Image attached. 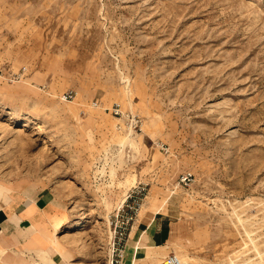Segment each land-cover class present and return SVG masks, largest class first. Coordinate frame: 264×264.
<instances>
[{
    "label": "rangeland",
    "instance_id": "1",
    "mask_svg": "<svg viewBox=\"0 0 264 264\" xmlns=\"http://www.w3.org/2000/svg\"><path fill=\"white\" fill-rule=\"evenodd\" d=\"M0 179L54 189L78 264L135 186L186 264H264V0H0Z\"/></svg>",
    "mask_w": 264,
    "mask_h": 264
},
{
    "label": "crops",
    "instance_id": "2",
    "mask_svg": "<svg viewBox=\"0 0 264 264\" xmlns=\"http://www.w3.org/2000/svg\"><path fill=\"white\" fill-rule=\"evenodd\" d=\"M151 212L139 214L122 259L111 264H155L174 251L171 216L160 211L150 216ZM68 220L53 188L33 180L0 179V264H78L75 240L58 235ZM149 247L159 252L156 258H149Z\"/></svg>",
    "mask_w": 264,
    "mask_h": 264
},
{
    "label": "built area",
    "instance_id": "3",
    "mask_svg": "<svg viewBox=\"0 0 264 264\" xmlns=\"http://www.w3.org/2000/svg\"><path fill=\"white\" fill-rule=\"evenodd\" d=\"M73 92L69 91L65 94V98L69 99L73 97ZM117 114L120 113L119 108L114 110ZM142 121L134 116L130 120V124L135 128H141ZM191 177L186 175L185 179ZM144 186H135L131 188L117 212L114 214V219L112 224H114V229L112 231V263H118L123 257V251L125 250L126 240L129 236L130 230L133 227V224L137 220L140 209L143 204ZM159 264H185L181 256L175 251H171L168 254L164 255L159 262ZM212 264V263H208Z\"/></svg>",
    "mask_w": 264,
    "mask_h": 264
},
{
    "label": "bare ground",
    "instance_id": "4",
    "mask_svg": "<svg viewBox=\"0 0 264 264\" xmlns=\"http://www.w3.org/2000/svg\"><path fill=\"white\" fill-rule=\"evenodd\" d=\"M126 145V144H125ZM124 200H125V197L122 199V201L120 202V204H122L123 202H124ZM73 225V224H72ZM72 228H75V225H73V227ZM70 230H72V229H70ZM159 254V252H157V251H154V249L153 248H148V256H149V258H152V259H154V258H156L157 257V255ZM180 256H181V254H179ZM147 256V255H146ZM181 258H182V260L184 261V263L186 264V262H185V260L183 259V257L181 256ZM139 261V260H138ZM136 263V262H135ZM233 263H234V261H233ZM110 264H111V262H110Z\"/></svg>",
    "mask_w": 264,
    "mask_h": 264
}]
</instances>
